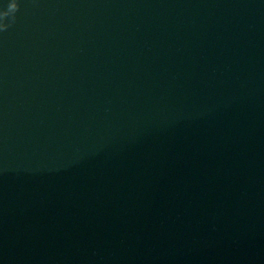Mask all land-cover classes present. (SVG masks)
Wrapping results in <instances>:
<instances>
[{
	"label": "water",
	"instance_id": "obj_1",
	"mask_svg": "<svg viewBox=\"0 0 264 264\" xmlns=\"http://www.w3.org/2000/svg\"><path fill=\"white\" fill-rule=\"evenodd\" d=\"M18 3L0 264H264V0Z\"/></svg>",
	"mask_w": 264,
	"mask_h": 264
},
{
	"label": "clouds",
	"instance_id": "obj_2",
	"mask_svg": "<svg viewBox=\"0 0 264 264\" xmlns=\"http://www.w3.org/2000/svg\"><path fill=\"white\" fill-rule=\"evenodd\" d=\"M19 10L20 6L18 0H11L7 6V10L0 11V31H6L11 26L6 22L9 17H11L12 22L15 23L16 13L19 12Z\"/></svg>",
	"mask_w": 264,
	"mask_h": 264
}]
</instances>
